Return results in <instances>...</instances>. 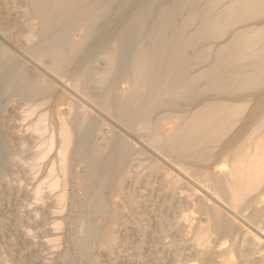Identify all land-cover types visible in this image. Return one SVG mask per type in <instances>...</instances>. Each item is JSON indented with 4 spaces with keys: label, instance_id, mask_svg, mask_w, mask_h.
<instances>
[{
    "label": "bare ground",
    "instance_id": "bare-ground-1",
    "mask_svg": "<svg viewBox=\"0 0 264 264\" xmlns=\"http://www.w3.org/2000/svg\"><path fill=\"white\" fill-rule=\"evenodd\" d=\"M16 103L36 140L24 165L46 174L33 173L35 208L49 197L54 219L75 213L78 257L97 264L130 229L140 254L151 219L127 192L135 181L167 208L151 248L171 240L172 212L166 232L188 264H264V0H0V112Z\"/></svg>",
    "mask_w": 264,
    "mask_h": 264
},
{
    "label": "rangeland",
    "instance_id": "rangeland-1",
    "mask_svg": "<svg viewBox=\"0 0 264 264\" xmlns=\"http://www.w3.org/2000/svg\"><path fill=\"white\" fill-rule=\"evenodd\" d=\"M10 12L11 13L8 14V16H10V17L12 16L11 18H16V16H17L16 15V9H12ZM12 14H15V15H12ZM2 15L6 16L7 14H6V12L3 11ZM17 54H19V56L21 58L24 56V55L22 56L21 53H17ZM22 60L25 61V63L28 66V69L30 71L39 70L37 63L35 64V61H33L32 59L24 56V58H22ZM26 60H28L30 63L32 62L31 65ZM20 105L26 107V105H24V104L22 105L21 103H16V104H12V106L9 108L10 111L8 109L6 114L3 111L0 112V127L5 132V133H3V136L5 137V140H4L5 145H3V144L2 145L6 146V148H7V150L4 153L3 152L0 153V264H4V259L7 258V255H9V253H10V251L12 249L15 251L14 257H13V264H66V262L68 264V261H69V264H71V263L72 264L73 263H75V264H91V262H89L90 261L89 259H86V258H83V257H81V258L78 257L75 247L73 246V244H71L72 243V239H73L72 236H74L76 234V232H75L76 230H75V228L72 225L73 220H71L69 218H71V217L74 218L75 213L74 214H70V209H69V207H67L65 212L62 211L63 215H61L62 218L64 217L65 219H59L61 217L59 215H55L56 218L54 219V217H53L54 215L52 216V214L54 212L53 209L56 208V204L53 205L54 202L49 197H45L46 199H44L45 203L47 202L46 204H44L43 206L41 205V207L40 208L38 207V209L35 208L36 207L35 203H37V200L33 196L32 188H34L33 186H35L36 183L38 182V181H35V180L36 179L39 180V178H41L43 176H44L43 178H45L46 174H43L45 172V170H38L39 172H37L35 170L36 171L35 173L41 174V175H39V174L37 175L36 174L37 177L38 176L39 177L35 179L34 170L32 171L34 174L32 173V176H31V172H30L31 170L26 165H24L25 164V159L26 160H30V158H31V153L35 149L36 140H33L34 137L32 136L31 131H29L27 129V127H26L27 124L29 123V121H31V120L25 117L29 121L28 120L23 121L24 117H22V116L25 114L24 110H26L27 107L25 109V107L22 108ZM15 107H16V109H15ZM22 121H23V123H22ZM12 123H15V124H12ZM18 124L21 125V127L23 129L22 128L17 129L18 126H19ZM15 125H16V127H14ZM5 127L8 129L7 131H9V132L6 131ZM11 127H13V128H11ZM13 131H14V133H13ZM14 134H16L15 135L16 137L13 136ZM21 134H23V136ZM23 138H24V140H23ZM22 148L26 149L27 151L26 152L22 151L23 150ZM23 167H24L25 170L23 169ZM28 173H30V174H28ZM33 177H34V179H33ZM43 178H41V179H43ZM131 183H133L132 186H131ZM142 185L143 184H139V183H137L135 181H131L130 183L127 184V187L129 188V189L127 188V190H129L127 192L130 193L132 191L134 194H136V196L138 197V200L140 201V204L143 205L144 208L146 207L149 210V211L147 210V212H148L147 217L151 219L152 223L150 221V225H148L150 227H149V230H148L149 233L146 235V241H145L146 245L144 244L143 249H141L140 254H137V252H136V243L139 241V239H140L139 236L140 235H137L136 232L134 233L133 229H130L129 231L123 232L120 236H118L117 241L121 245V247L118 250H116L117 252L115 251L116 253L109 254V253H105L103 251L102 252L99 251V253H98L97 257H96V260H95L97 262V264H111V263L112 264H122L123 263L122 261H124V263L126 262L125 264H128L127 261H129V260L132 261V264H136V263L137 264H145V263H147V264H151V263L152 264L153 263L154 264H163V263L164 264H172V261L174 259L177 260V261L181 260V262L184 261L182 263H185V264L195 262V258L194 257H185L184 256L185 254L182 255V253H181L182 250L178 251L177 249H175L174 245H172L173 243L171 241H173V237H172L171 233H168V232H170V229H171L170 227H171V221H172V217H171L172 212H169L170 214H168L167 221H166L165 226H164V229L166 228L165 229V233L167 234V238H169V235H170L169 239H171V240L167 239V242H165L166 241V238H165L166 235H164V236L162 235L161 236V234L159 235V233H158V234H156V239H154V240L155 241L156 240L159 241L160 245L157 244L156 246H153L151 248V246H152L151 243H153L152 242L153 240H151V239H153V237H154V236H152V234H153L152 231H154L153 228H154V224H155V222H153V218L155 216L156 210L159 209L157 211V213H158V212L163 211V210H165L167 208L165 207V205H163L164 199L162 197L161 192H159V190H157V191L155 190L154 193H152V196L150 198H148V196L150 195L149 194L150 191L148 190L149 188L147 186H145V185H143V187H142ZM136 188H138V189H136ZM45 191H47V189H45ZM140 191H143V193L140 194L141 193ZM30 193H32V195ZM103 193H104V195L105 194H109V190L107 188H105ZM144 193L145 194H149V195H144ZM157 194H159V195H157ZM26 196H28V197H26ZM46 196H48V195H46ZM119 197L120 196L116 197L117 201L121 198V197L120 198ZM154 198H155V201H154ZM30 204L33 206L32 208L28 207V206H31ZM148 205H150V206H148ZM153 205H155L156 207H154ZM22 208L24 210H22ZM120 208L122 209V211H124V212L126 211L128 213L127 209L123 208V205H120ZM32 209L33 210L35 209L36 213ZM42 210H43V212H42ZM150 210H151V212H150ZM13 211H15V213ZM30 211L32 213L34 212L33 217L31 215ZM37 212H39V213H37ZM41 212H42V214H41ZM49 212H50V215H49ZM27 213H29V214H27ZM43 213H45V215ZM27 215H29V216H27ZM39 215L42 216V218ZM48 215H49V217H48ZM151 215L153 216L152 218H151ZM30 217H32L33 221L30 220L31 219ZM34 218H36V220ZM57 218L59 220H62V221H60L61 222V225H60V227H61L60 230L61 231H58V232L49 231V228H52L53 224L55 225V223H57V221H59V220H56ZM36 221H37L38 226H37L36 223H34ZM17 223H18V225H16ZM12 227H14L15 229L12 228ZM21 227L25 228L26 231L24 229V231L21 232L23 230ZM30 228L32 229V231H31ZM18 229H19V231H18ZM130 231H132V233H130ZM166 231H168V232H166ZM25 232H27V233H25ZM28 232H31V235ZM58 233H59V236H57ZM32 234H33V236H32ZM26 235H27V237H26ZM153 235H155V234H153ZM28 236H29V240L32 241L35 238L34 239L35 241H32V242L29 241L27 239ZM147 236H148L149 239L147 238ZM54 237L55 238L59 237V239H56L59 242V244L56 242L57 243L56 246H58L57 250H55L56 247L53 246L55 251H52L53 249L51 248V246H46L45 245V240L46 241L48 239L55 240ZM162 238H164L165 240H163ZM120 239L121 240H125V241L127 240V241L123 242V241H120ZM130 239H132L133 241L130 240ZM169 242H171V243L167 245V243H169ZM11 243H12V245H11ZM27 243H29V244H27ZM150 248H151V250H153L152 254L149 253L150 252ZM159 248H161V249H159ZM50 249H52V250H50ZM126 249H127V251H126ZM131 249H132V252L130 251ZM65 250H68V251L65 252ZM128 250H129L130 253L128 252ZM133 250L135 252H133ZM61 251H63V252H61ZM69 251H71L70 254H69ZM51 252H53V254ZM165 252H168V253H165ZM15 254H16V257H15ZM60 254H62V255H60ZM106 254H108V255H106ZM17 255H19V256H17ZM49 255H52V257H50ZM56 255H58L57 256L58 258L56 257ZM72 255H75V256H72ZM99 255H100V257H99ZM105 255H106V258H105ZM171 255H172V257H171ZM125 256L127 257V260H126ZM74 257H75L76 260H74ZM101 257L103 259H101ZM114 257H116V258H114ZM153 257H154V259H153ZM65 258H67L68 261H67V259L65 260ZM78 258H80V259H78ZM162 258H164V259H162ZM45 259H46V261H45ZM116 259H118V260H116ZM119 259H121V260H119ZM190 259H192V260L190 261ZM116 261H118V262H116ZM119 261H121V262H119ZM142 261H144V262H142ZM148 261H149V263H148Z\"/></svg>",
    "mask_w": 264,
    "mask_h": 264
}]
</instances>
